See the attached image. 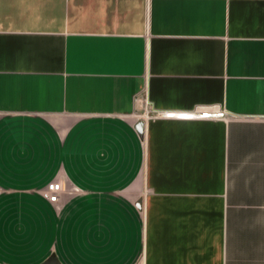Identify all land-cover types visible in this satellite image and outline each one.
Returning a JSON list of instances; mask_svg holds the SVG:
<instances>
[{
	"label": "crops",
	"instance_id": "0c3cea01",
	"mask_svg": "<svg viewBox=\"0 0 264 264\" xmlns=\"http://www.w3.org/2000/svg\"><path fill=\"white\" fill-rule=\"evenodd\" d=\"M45 262L264 264V0H0V264Z\"/></svg>",
	"mask_w": 264,
	"mask_h": 264
},
{
	"label": "built area",
	"instance_id": "2783aa9c",
	"mask_svg": "<svg viewBox=\"0 0 264 264\" xmlns=\"http://www.w3.org/2000/svg\"><path fill=\"white\" fill-rule=\"evenodd\" d=\"M207 113L198 114L195 112L186 111H161L153 113L152 117H166V118H194L201 115H206ZM62 190V185L58 181H53L48 184L44 190V195L47 196L51 201L57 202L60 199V192Z\"/></svg>",
	"mask_w": 264,
	"mask_h": 264
},
{
	"label": "water",
	"instance_id": "95a60500",
	"mask_svg": "<svg viewBox=\"0 0 264 264\" xmlns=\"http://www.w3.org/2000/svg\"><path fill=\"white\" fill-rule=\"evenodd\" d=\"M43 264H48L47 262L43 263Z\"/></svg>",
	"mask_w": 264,
	"mask_h": 264
}]
</instances>
